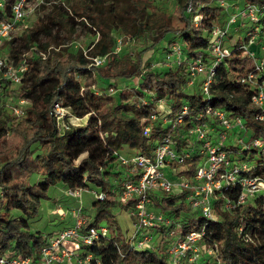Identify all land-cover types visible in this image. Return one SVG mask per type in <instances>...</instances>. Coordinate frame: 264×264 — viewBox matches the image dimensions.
I'll return each instance as SVG.
<instances>
[{"label":"trees","instance_id":"trees-1","mask_svg":"<svg viewBox=\"0 0 264 264\" xmlns=\"http://www.w3.org/2000/svg\"><path fill=\"white\" fill-rule=\"evenodd\" d=\"M47 1L51 5L44 7L46 11L34 26L7 42L15 61L34 44L38 51H48L45 59L33 52L27 55L28 68L14 93L15 97L30 101L26 115L15 117L0 110V254L32 259H37L40 247L52 236L34 232L30 227L40 199H49L48 191L58 185L67 191L96 189L105 196L117 195L123 184L132 179L127 168L119 166L115 155L121 154L124 146L134 154L150 156L166 137L179 156L183 157V150L187 149L188 157L178 160L174 167L191 176L202 156L197 150L198 142L187 135V130L207 120L205 116L198 120L199 114L215 108L223 109L230 117L241 118L247 130L246 141L264 140V117L258 118L264 110L252 103L253 89L241 82L254 68V59L244 54L242 42L246 29L253 30L256 25L245 22L242 28L226 31V42L233 37L235 41L228 46L229 54L215 67L207 95L201 93L200 82L187 85V64L198 55L207 54L211 32L225 28L234 7L242 8L248 3L262 7L264 0L241 3L223 0L226 5H220L221 0H176L177 22L172 21V15L162 13V21L152 26L143 22L146 7L143 0H124L126 6L121 10L113 4L104 5L117 0H68L69 4ZM126 11L129 14L125 17ZM195 15L200 16L199 21L194 20ZM83 19L99 34L87 53L90 57L105 56L101 67L87 68L89 62L79 49L48 50L52 45L58 48L68 45L78 25L94 34ZM115 20L119 22L114 24ZM259 24L257 33L262 45L264 15L260 16ZM115 28L129 32L135 39L147 32L150 44L134 52L135 59L127 53L117 56ZM174 42L180 46L181 63L173 61L164 66L157 57L165 58ZM148 50L153 60L147 62L149 66L141 61ZM89 72L101 82L109 80L105 89H113V96H105L102 91L95 94ZM81 75L85 76L83 85L79 80ZM117 81L125 86L132 82L134 86L123 90ZM160 101L167 112L158 109ZM55 102L69 108L78 118L87 116L86 123L60 129L51 111ZM146 127L148 135L143 134ZM224 149L230 151L234 160L248 164L250 170L244 176L264 180V150L245 149L235 143ZM240 189L235 185L222 191L214 202V220L192 209L184 200L185 193L152 195L151 207L170 217L183 214L188 218V227L181 230L203 233L197 242L200 257L191 264H198L203 254L207 260L212 259L210 264H264V193L236 205ZM29 197L37 202H30ZM225 200L234 206L224 209ZM114 206L116 203L111 200L95 199L94 212L87 215L86 228L97 227L101 222L106 224L107 235L99 237L89 248L102 264H173L165 252L167 246L162 250L148 247L137 250L129 244L130 235L122 234L111 211ZM122 207L128 209L127 205ZM12 209L22 212L24 217L12 218ZM161 231L165 232L163 228ZM175 264L189 262L181 257Z\"/></svg>","mask_w":264,"mask_h":264},{"label":"built area","instance_id":"built-area-1","mask_svg":"<svg viewBox=\"0 0 264 264\" xmlns=\"http://www.w3.org/2000/svg\"><path fill=\"white\" fill-rule=\"evenodd\" d=\"M154 1L161 2L163 0ZM50 5L51 2L47 0H0V110L6 109L10 115L15 117L25 115L26 107L30 105V101L22 97H12L11 101L3 105L5 90L10 85L21 84L28 68L27 55L29 53L33 52L36 56L45 59L48 51H38L34 44L29 51L15 61L10 55L7 42L17 36L18 32L28 23V19L38 16L44 6ZM220 5L226 4L221 0ZM186 11H190L189 6ZM262 15H264V6L259 7L255 3H248L242 8L234 7L227 16L225 28H216L211 32L206 50L207 54L204 57L198 55L187 64L189 73L187 85L193 86L201 77V93L207 95L215 67L230 52L225 38L226 31L230 28H242L234 26L237 20L243 21L244 26L245 22H250L256 26L253 30L246 29L242 48L244 54L254 59V68L245 78L241 79V82L253 89L252 103L264 110V44L257 45L260 41L257 32L260 27L259 19ZM199 19L200 16H194L195 21H199ZM245 19L247 20L244 21ZM83 20L95 32L94 35H99L93 26L85 19ZM224 44H226L225 47ZM252 46L256 49L253 50ZM51 48L57 49L50 46L48 50ZM169 48L170 53L165 58L159 55L158 60L161 57L159 61L162 60L164 66L173 61L177 64L181 63L179 44L174 42ZM114 53H116L115 49ZM88 58L91 61V66H100L105 60V56H88ZM107 90L114 93L111 88ZM94 93L99 94L97 91ZM142 104H145V101H142ZM158 109L167 112L163 101L158 103ZM66 110L70 109L62 106L59 102L52 105L51 111L55 117L56 125L60 129H67L68 125H71L60 124L59 119ZM185 111L186 109L183 107L182 113ZM203 116L207 117L206 121L193 124L187 130V135L198 142L197 150L202 156L191 176L180 173L181 169L174 167L178 160L188 157L187 149L183 150V157L179 156L174 145L165 137L153 149L150 156L115 153L119 166L126 167L132 177L123 184L117 195L105 196L101 192L92 191L97 200L108 199L116 204L121 203V206H128V214L134 219L133 231L129 236L128 243L135 249L147 248L146 245L150 241L148 231L151 229L161 227L167 230V233L163 235L169 240L165 252L170 255L173 264L177 263L181 257H186L189 264L195 263L199 259L200 251L197 242L202 239L203 233L194 230L185 232L180 227L172 230V225L178 227V224L170 216L156 210L152 211V195L185 193L184 200L192 209L197 210L203 217L214 220V202L222 195V191L229 187L239 185L241 188L235 200L236 205L248 202L258 193H264V180L256 176H244L243 174L250 170L248 164L234 160L230 151L224 149V143L230 131H232L234 143L245 149L251 147L264 150V140L246 141L247 130L241 118L238 116L230 117L223 109H207L198 115V120L202 119ZM262 117H264V113L258 118L262 119ZM76 119L81 118L76 117ZM177 122L181 123V119H177ZM148 131V127L144 128L143 134L148 135ZM81 191L83 190L67 191V194L76 198L78 203L72 211L74 215L73 225L49 237L47 242L40 247L37 259L4 253L0 254V264H102L98 256L89 248L99 237L106 236L108 231L105 226L85 227L88 217L82 213ZM233 206L234 204L228 200L222 204L224 209ZM116 207H112L111 210H115ZM208 253H211L210 249Z\"/></svg>","mask_w":264,"mask_h":264},{"label":"rangeland","instance_id":"rangeland-1","mask_svg":"<svg viewBox=\"0 0 264 264\" xmlns=\"http://www.w3.org/2000/svg\"><path fill=\"white\" fill-rule=\"evenodd\" d=\"M56 1L57 2L60 1L64 4H69L68 0H56ZM143 1L145 2V5H146L145 15L143 16V22L144 23H148L149 26H152L155 23H160L162 21V13L172 15V21L177 22V17L174 15L176 0H163L161 2H155L154 0H143ZM236 1H238V2L240 1V3H241L242 0H236ZM109 4H113L114 7H117L120 10L124 6H126L124 0L107 1L104 5L107 7ZM44 7H46V6H44ZM43 8L41 9V12L39 13L38 16H33L31 19L27 20L28 23L24 26V28H22L20 30V32H18V34H17V36H15V38H18L19 36H21L23 34V32L25 30H28L34 26V24L38 20L39 16H41L46 11V8H44V9ZM128 14H129V12H127V11L123 13V15L125 17L128 16ZM246 20L247 19H245L244 21H246ZM122 21H123V23L125 22L123 19H122ZM118 22H119L118 20H115L114 24H117ZM242 22L243 21L237 20L234 26L243 27L244 25ZM116 28L113 31V36L115 35L114 36V39L116 40L115 50H116L117 56H121V55L127 53L129 56H131L133 59H135L136 56H135L134 52H137L138 50H141L147 44H150L149 34L147 32L144 35V37H139L138 39H135L130 35L129 32H126V31L122 30L121 28H119V29H116ZM98 37H99V35H94L93 33L88 31L82 25H78L77 31H76L75 36L73 37V40L70 43H68V45H62L59 48L58 47H55V48H57L56 51H62L63 48H68L69 50L74 51V52L77 49L81 50L83 56L85 58H87V60L89 62L87 65V68H91L92 64L90 63L91 61L88 58L87 52H88V50H90L92 44L94 42H96ZM233 41H235V37L232 38V41L227 42L228 43L227 45H231ZM261 42L262 41L260 40L257 45L259 46V44H261ZM144 44H146V45H144ZM52 46L54 47V45H52ZM225 46H226V44H224V47ZM251 48L253 50L256 49L253 46ZM157 53H159V51H156V54ZM85 54L87 57L85 56ZM149 56H150L149 50L146 51L141 56L142 63L147 64L148 66H149V63H147V62L153 61L152 59H150ZM160 59H161V57H159V60ZM101 66L102 65L94 66V67L96 68V67H101ZM89 74H91L90 79H91V82L93 83V89H92L93 91H99V93H101L100 91H102L104 94H106L105 96H113V94H114L113 92L105 89L109 85V80H103L101 82L96 76H94V74H92L91 72H89ZM84 78H85L84 75H81L79 77V80L82 83V85H83ZM197 81L200 82L201 77L198 78ZM132 82H133V84H136L137 80H134ZM132 82H131V84L128 83V85L126 84V86H125V85H123L117 81V85L121 89H123V88L126 89V87L134 86V85H132ZM19 88H20V85L8 86L6 89L8 92L6 94L4 93L2 104L4 105L5 103L11 101L10 99H13L15 97L14 93ZM125 89H123V90H125ZM28 108H29V106L26 107V110H28ZM3 111L6 114H9L6 109ZM87 118L88 117L85 116L81 119H76V117L74 116V114L70 110H66V112H64L61 115L59 120H60L61 125L71 124L74 126H79V125H84L87 121ZM231 144H234V140L232 138V131L228 132L227 140L225 141L224 145L226 147H228ZM121 152H122V154H125V155L133 153L132 149H130L127 146H124L123 149L121 150ZM56 188H51L48 191L49 199H47V200L40 199V201H39L40 204L37 203L38 212H37L36 216L30 220L31 221L30 227H31L32 231L40 232L43 235H54V234L58 233L64 225L66 227L73 225L74 218L72 221V217L74 215H73L72 211L78 205L77 199L67 195L66 190L61 192L59 190L60 188H57V189ZM95 190L96 189H92L93 192ZM92 191H90V190L81 191L80 201H81V205L84 209V211H82L84 216H87L89 214H93V212H94V208L92 207V203L95 201V197H94ZM28 199L32 203L37 202V199L34 197H29ZM116 206H115L116 207L115 210H113V211L111 210V211L115 216L117 225L120 228V230L124 236H129L131 234V232L133 231L132 223H133L134 219L132 218V216H130L128 214L127 209H125L124 207L121 206V203L116 204ZM61 208H62V210H61ZM49 209H50V211H49ZM151 209H152V211H155L154 207ZM51 211H55V213H52ZM70 212L72 215L70 214ZM10 216L12 218H14V217L17 218L18 216H20V217L23 216V214H22V212H20L16 209H12ZM171 219L178 224V227L175 225H172V227H173L172 230L179 229V227L183 228V229L188 227V218L183 214H180L179 217L171 216ZM99 226H102V227L105 226L106 227V224L104 222H101L99 224ZM175 227H177V228H175ZM161 229H162L161 227H158V228H154V230L151 229V231H148V233L150 234L149 235L150 241L148 242L146 247L162 250V249H165L166 246H168V245H166L169 243L168 238L165 236H162V234L165 233L166 230L164 229L165 232H162ZM165 241H167V243H165ZM201 257L202 258L200 259L198 264H210V263H212V259L207 260V257L205 254H203V256L201 255Z\"/></svg>","mask_w":264,"mask_h":264},{"label":"crops","instance_id":"crops-1","mask_svg":"<svg viewBox=\"0 0 264 264\" xmlns=\"http://www.w3.org/2000/svg\"><path fill=\"white\" fill-rule=\"evenodd\" d=\"M57 188H60L59 190L61 191V192H63V191H65L66 190V193H67V188H65L64 186H62V185H58V186H56ZM55 187V188H56ZM56 188V189H57ZM68 195V194H67ZM40 204V203H39ZM57 210V209H56ZM61 210H62V208H61ZM49 211H50V209H49ZM52 213H55V211H51ZM70 214H71V212H70ZM72 215V214H71ZM73 218L74 217H72V221H73ZM70 222V221H69ZM64 228H66V226L64 225L62 228H61V230H63ZM60 230V231H61ZM165 243H167V241H165Z\"/></svg>","mask_w":264,"mask_h":264}]
</instances>
